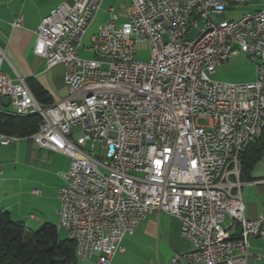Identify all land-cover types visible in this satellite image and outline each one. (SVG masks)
<instances>
[{
    "label": "built area",
    "instance_id": "built-area-1",
    "mask_svg": "<svg viewBox=\"0 0 264 264\" xmlns=\"http://www.w3.org/2000/svg\"><path fill=\"white\" fill-rule=\"evenodd\" d=\"M102 1L62 3L35 32L33 54L48 69L64 68L63 99L41 105L22 79L0 71V98L12 114L38 111L36 147L70 159L56 195L64 235L83 239V261L97 255L109 264L147 215L168 214L191 246L169 264H246L249 239H264V215L245 216L239 164L264 125V2L227 20L249 0H130L108 10L87 48L93 58L82 59V37ZM21 25V15L11 23ZM193 31L205 32L200 44ZM145 41L146 63L135 59ZM236 53L254 63V81H212ZM17 140L0 134L2 146Z\"/></svg>",
    "mask_w": 264,
    "mask_h": 264
},
{
    "label": "crops",
    "instance_id": "crops-1",
    "mask_svg": "<svg viewBox=\"0 0 264 264\" xmlns=\"http://www.w3.org/2000/svg\"><path fill=\"white\" fill-rule=\"evenodd\" d=\"M73 1L0 0V71L13 83L18 79L26 85L29 81L37 82L50 95L53 103L67 94L63 83L64 68L58 64L48 69L45 59L34 55L32 47L41 20L58 5H71ZM104 1L86 29L78 49V54L80 51L90 54L89 59L93 58L87 50L92 36L108 22V10L115 8L108 7L98 18ZM263 2L260 0L259 4H254V11ZM129 4L130 0L125 6L122 4L121 9ZM20 15L21 27H12L11 23ZM84 41L88 44L84 45ZM254 79L255 73L249 82ZM1 99L0 111L12 113L10 104L4 107ZM69 164L67 156L36 147L31 137L18 138L7 146L0 145V210L8 212L13 221L21 223L29 231H35L43 224L55 226L59 209L56 195L62 185L59 175L68 170ZM250 177L251 181L241 187V198L245 216L252 220L264 215V146L260 160L250 170ZM248 245L246 264H264V239L250 238ZM121 246L123 251L115 254L109 264H169L174 253L191 249L189 242L180 236L179 220L168 214L155 213L140 221L133 234L125 236ZM77 264H99L98 256L94 255L87 261L77 260Z\"/></svg>",
    "mask_w": 264,
    "mask_h": 264
},
{
    "label": "trees",
    "instance_id": "trees-1",
    "mask_svg": "<svg viewBox=\"0 0 264 264\" xmlns=\"http://www.w3.org/2000/svg\"><path fill=\"white\" fill-rule=\"evenodd\" d=\"M36 101L44 106L53 103L50 95L35 81L26 85ZM37 115L17 116L0 111V134L17 138L31 137L38 129ZM264 146V127L260 136L240 154V181H251L250 170L260 160ZM58 230L43 224L29 231L0 210V264H77L74 242L66 236L60 239Z\"/></svg>",
    "mask_w": 264,
    "mask_h": 264
},
{
    "label": "rangeland",
    "instance_id": "rangeland-1",
    "mask_svg": "<svg viewBox=\"0 0 264 264\" xmlns=\"http://www.w3.org/2000/svg\"><path fill=\"white\" fill-rule=\"evenodd\" d=\"M127 3L128 0H105L98 18L101 16V13H103V11H105L108 7H115L116 9L114 8V10L116 13H118L120 12L121 5L123 4L125 6ZM256 3L259 4L260 0H250L246 5L239 7L236 11H227L225 13V18L227 20H237L242 15L254 11V4ZM86 42L87 41H84L83 44L87 45L88 43ZM150 52V43L148 41L142 42L138 46L135 59L140 62H149ZM78 55L82 59L90 58V54L84 53L82 51H80ZM254 71V63L251 62L243 53H238L234 54L222 69H218L215 74H212L210 76V79L219 83L243 84L248 83L253 79ZM199 124L206 125L207 122L205 120H200ZM56 222H58V220ZM55 226H58L57 229H59V237L60 239H63L65 237L64 231L60 229L59 223H56Z\"/></svg>",
    "mask_w": 264,
    "mask_h": 264
},
{
    "label": "bare ground",
    "instance_id": "bare-ground-1",
    "mask_svg": "<svg viewBox=\"0 0 264 264\" xmlns=\"http://www.w3.org/2000/svg\"><path fill=\"white\" fill-rule=\"evenodd\" d=\"M210 1H225V0H210ZM197 34L193 38V44H200L202 40L205 39V32H196ZM30 115H37L38 116V111L37 109H24L23 111V116H30ZM264 125L259 128V134L258 137L260 136L262 129ZM258 137L256 138H250L246 140V147L253 141H255ZM245 147V148H246ZM59 227L62 231H64V228L61 226L59 223ZM69 240L74 242V245L76 247L75 255L77 260L83 261V251H84V243L83 239L78 236H66Z\"/></svg>",
    "mask_w": 264,
    "mask_h": 264
},
{
    "label": "water",
    "instance_id": "water-1",
    "mask_svg": "<svg viewBox=\"0 0 264 264\" xmlns=\"http://www.w3.org/2000/svg\"><path fill=\"white\" fill-rule=\"evenodd\" d=\"M197 33L195 31L191 32V34L189 35V38L190 39H193L194 36L196 35ZM1 103L4 107H7L9 105V99L8 98H2L1 99ZM242 232V229L241 228H238L233 234L232 236L235 237V236H238L240 235V233Z\"/></svg>",
    "mask_w": 264,
    "mask_h": 264
}]
</instances>
